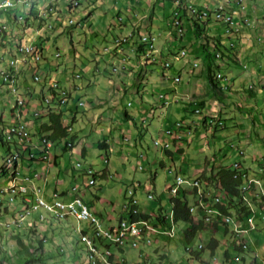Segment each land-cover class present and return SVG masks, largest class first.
Wrapping results in <instances>:
<instances>
[{
  "label": "crops",
  "instance_id": "0c3cea01",
  "mask_svg": "<svg viewBox=\"0 0 264 264\" xmlns=\"http://www.w3.org/2000/svg\"><path fill=\"white\" fill-rule=\"evenodd\" d=\"M51 1L52 0H40L39 2L42 5ZM54 1L55 0H53V2ZM111 1L112 0H95V4H92L93 6H95V8L92 9L90 5L84 7L82 5V0H79V6L75 7L72 12H69L67 10V7L62 4L63 6L60 7L61 13L60 9L58 11L59 15L56 16L52 14L50 18H44L45 20H43V24H37L33 20H28L31 26L24 28L19 25L18 21L14 22V17L17 16L14 12L11 13L13 17L11 16V14H5L6 17L8 16V20H10V30L8 31V33L3 34L2 37L4 38L1 41L6 42L7 44L11 43L12 46H7L6 49L5 44H1L0 42V59L5 58V55L7 53L9 54L8 60L13 58L16 52L15 46L22 38L27 42H34V44L37 43L43 53L41 61H35L32 57H30L29 60L18 62L16 71V86L19 90L16 95H22V92H24V88L27 86V80H30L27 73L28 70L36 69L34 70V73L36 74L37 72L38 74H40L43 81L41 84L37 85V83L35 85V87L37 88L33 93L34 99H31V103L28 104L27 107L16 105L15 102L13 104V110L10 112V117L11 119H13L12 122L25 121L28 123V126L31 130L32 143L34 144L33 150H35L34 152H36L37 154V159L33 161L27 157H22V159H20L16 164L17 172L19 174L22 172L23 176L27 175L31 177L30 180L25 181V183L29 186V192L33 193L32 196H34L35 190L40 187L42 188L41 191L47 198H49L55 191L59 192L62 197L68 198L75 194V191H73L72 187L78 185V183H70L73 181L70 180L69 175H63V171L61 169H58L62 164H64V159L61 156V154L65 150V145L63 142L58 146L55 145L52 148L51 156L47 159L42 158L39 151H36V145L39 144V134L37 133V128L46 118H42V116H35L34 111L36 109H39L40 103L42 105L43 97L51 93L53 89V87L51 86L52 81L57 80L62 87V91L64 90L65 92L69 93L71 106L74 107L75 103H79V101L81 100L83 104H80V110L81 107H86L84 106L85 102L83 100H85L87 103L89 101L90 103L89 107H86L87 111L84 112L85 109L83 110V112L79 111L78 115L75 117L76 121H74L73 123V131L77 133V139L72 151L82 154V150L84 147V152L87 155L90 151V143L88 139H105L108 142V147L106 149V153L108 154V156L110 155L109 152H114L115 154L118 153L119 157H123L124 161H121V159H118L114 155V165H107V167L105 168L99 169L97 171L95 170V172L97 173L96 176L100 175L102 177H108L112 173L111 168H116L115 171L117 173L119 171L125 173L128 166H130V164L134 161L137 165L138 154L141 153V151L146 152L147 141L145 139V133L153 130L158 133L157 136H153L154 139L159 138L163 141H170V143L172 144L167 148H163L160 146L161 149L159 148L157 150V152L155 153V157H151L153 163H155L157 160L161 164L164 163V155H166L170 160L172 159V161H174L172 165L169 166V171L173 172L172 174H182L187 178H194L192 180H196V177L202 172L206 171L207 173H209L211 171V168H209L208 166L210 165L211 167H213L216 154L218 157V160H216L217 165L225 164L230 166L234 162L240 164V171L246 178L244 179V184H246L247 186L250 184L249 180L251 178L257 179V181H259V183H252L248 188V196L252 198L254 195H256L258 196L259 200L264 192V179L260 177L261 173H255V171L259 172L263 170V165L261 164V154H254L253 150L246 147L248 146L247 143L242 142L243 144H240L241 148H237L239 158H234V160H232L231 162L223 163L220 158L228 155L229 146H227L226 142L223 144L224 140L221 139V136H225L223 135V133H220L219 136L217 135L218 137L213 138V140H217V142L222 143L221 147L214 148L213 146V149H216V152H214V150L206 145L208 132L204 131V126H210L211 123L209 121L212 119H209L208 117L206 122H204L203 116H197L201 115L200 113L193 112V109H196L198 108V106H200V103L198 102V100L200 99H184L183 101L181 100V105L179 104L181 102H173L178 99L173 100V103L170 102L168 104H164V101L157 97V93L159 92L166 93L167 97H170L168 94H172V91L174 93L178 92L177 87L173 85L172 79H170L168 76L180 75L182 80L184 78V74L185 77L188 76L187 67L189 66H198L197 69L204 70L203 72L205 74L206 72H208L207 67L209 65L212 67V65L210 64L211 60L203 57L204 61L202 62L203 58L201 57V55L204 51H208V45L212 44L213 40H210L208 38L204 41L202 39L197 27L194 26L192 19L189 18L191 16L189 11L187 10V5L193 3V5H195L199 9H215L220 5H224L227 8L224 11L225 14H227V10L233 11L235 18L231 19L233 20L234 24H237V12L239 13V16L243 15L244 13L240 9L241 4H236V1H234V5H232V0H182L183 3H181V6L179 7L178 3H176L175 0H116L115 4L117 3L121 5H108L107 2ZM170 2L174 3V8L172 9V17L174 19L178 17L181 20L184 29L188 28L189 31L191 30V32H193V34L189 36L187 41H185L186 34L185 37L178 38L176 28L175 26H172V23L174 22L173 18L171 21L168 20V22L164 19V16L167 12L166 5ZM102 3L104 5H102ZM112 7L117 8L115 11H113V9H111ZM79 8L84 11H81L82 16L80 17V19H77L72 16V13L77 11ZM250 10L255 11V9L252 7H250ZM70 18H74L76 22H78L79 20L81 21H79L80 23L76 25V27H72L70 29V31L73 30V36L71 38V40L73 39V41L71 42V46L68 47L69 51L67 53V56H65L63 59L58 58V60L55 59L54 56L61 57L62 54L60 56H56L54 53L55 49L44 45V42L46 40H44L43 37H47V40L57 37L64 31L63 27L60 26L61 24L68 23L69 25H71V23L69 22ZM199 20L201 21L200 23L204 28V33L205 29H207L208 26L216 27V29L220 31V35L218 37L222 39L220 44H223L228 53H231V51H233L231 50V46L229 48L226 46V43H223L225 41L222 38L223 34L225 35V26L223 23L211 17L202 18ZM47 23L50 25L48 26ZM54 27L57 28L53 29ZM24 31H26L25 35ZM55 32H57L56 35ZM132 32L136 33L138 42L141 34L150 35L154 41L153 49H149L144 45L145 49L140 50L138 46L139 44L134 42L135 39H132L125 42L124 51L119 50L115 45L116 39L123 34H132ZM76 33H78V36L80 37L77 38L80 42H82L83 40L86 41V44L82 49L76 48L75 46L74 42L76 40ZM209 36L214 37V39L216 37L214 35ZM112 37L114 38L111 39ZM166 37H168V39H166ZM104 41L105 45L101 47V44H104L102 43ZM215 41L216 44L221 47L218 42L219 40ZM3 47H5V49ZM9 47H11V51L13 50L12 52L9 50ZM98 47L99 52L98 54H96ZM182 48H185L187 50V54L184 57H182L183 55H181L180 52L177 55H174V57L178 59L175 60V63L173 61V58L169 56L168 49H174L178 51ZM217 51H220V49H218ZM147 53L151 56L149 57ZM146 54L147 56L145 58L144 55ZM168 59L171 61L170 69L163 66L164 71L160 72L159 66L162 67V64L164 65V62H166ZM152 60L159 63L152 64L150 63ZM79 63L82 64L81 70H78V68L80 67H78ZM94 65L95 68L93 67ZM220 70L222 69L219 67L218 71ZM155 73L159 75L157 78L152 75ZM254 73L255 71L247 72L245 75L241 73L238 79L242 80V82L251 80L252 77H256L258 79V74L255 75ZM256 73L258 72L256 71ZM263 82L264 79L262 78L260 81H258L259 87H263ZM0 85H5L7 90H9L8 92L11 91L7 83H2L1 75ZM218 85L221 87V89L224 90L228 89L231 86V82L226 86H224L221 82H219ZM250 85L252 86V83ZM185 90L187 92V95L191 94V96L192 93L195 92L191 85H187L185 87ZM4 91L5 90L1 87L0 96L4 94ZM10 93L13 94L12 91ZM131 94H134L139 102L137 109H135L134 112L129 111L130 115H132L134 118L126 117L124 115L122 116L123 110L128 109V105L130 106L133 104L131 102V99L129 98ZM16 95L13 94V96L15 97V101L17 100ZM5 101H7V99ZM249 104L253 106L252 102H250ZM170 107L173 111V114L175 112H181L182 109H186V112L184 114L181 113L182 115L179 118H176L175 116L172 117L167 112V109ZM16 108H19L17 112L15 111ZM105 108H108V110L113 112L112 118L111 115L108 117V114L103 112ZM138 114L142 115L141 119L137 118ZM204 114L208 116L207 113ZM2 115L4 116V114H1L0 117L1 125H5V119L2 117ZM120 118H123V122L126 123V128L124 130L127 131H123L121 128V130H119L118 128H113L115 127V122H117L118 124L121 121ZM125 121H128L130 123V126L138 123V125H134V127L137 126V132L128 133V123ZM178 121L181 122V124L175 127V133L173 135L166 134L165 129ZM219 123H221V125L224 124L223 120L221 119L219 120ZM256 124L258 125V123ZM212 128L214 127L212 126ZM191 145H193V148L195 150L193 153H191L190 157H192L195 161L187 163L184 160V158L186 157L184 155V152L191 149ZM147 147L149 148V146ZM26 153L28 155V152ZM147 158L148 157L146 156V159ZM148 160H150V158H148ZM1 165L2 162L0 161V166ZM50 172L54 173L55 176H52ZM0 175L10 178L7 176L9 174L6 173V171H3V173ZM175 175L172 176L173 179ZM73 179L76 180L77 178L73 177ZM150 179H152V177H150ZM10 180L12 181V178H10L7 182H9ZM141 181L142 179L138 178L137 175H135L132 182L134 186L129 187V185H127L126 187H123V189H121V191H124L125 196L123 199V207L125 211L123 210L119 213L117 217L118 219H116V217H114L112 214V210H115L114 197L113 199L105 200V198L98 193H89L88 189L90 187L88 189L83 188L81 190H78V193L85 199L91 210L95 211L100 216V220L103 226H113L118 222V220H120L122 216H127L128 212L126 211L125 204L131 199L130 194L126 193L127 189L134 188L136 190L135 187L137 185H140ZM204 182L206 181H203V186ZM82 183H87V180L85 181L84 177ZM164 195L165 194L159 195L161 200L155 201L157 202L156 207L155 205L148 206L146 203H144L140 207L142 212H147L149 214L153 213L155 210L159 209V206H163L164 208H167L169 210V196L167 197ZM194 198H199L196 192L194 193ZM164 201L166 202L164 203ZM195 201L197 200L195 199ZM253 205H255V220L257 223L256 233L253 232L255 230H252L249 233H231L232 230L229 232H225L222 231V229L215 228V233L220 232L218 233L220 239L216 237L220 241L223 240L222 238H230L232 241L234 239V242L244 239V241L247 243V246H243V249H237L234 246V248L238 252L240 251V254L241 252H246L245 250H247L248 246L255 249H257L260 243L264 246V204L262 206L260 204L258 205V203L256 204L253 202ZM37 215L38 214L36 212V214H33L31 218L29 217L32 224L37 223L35 222V220H33V218H37ZM246 218L247 216L242 222L245 225H247ZM55 219L57 218H52L53 224L55 223V221H53ZM83 225L85 228H89V224H87L86 222ZM41 227L45 229V225L40 224L38 226V228ZM250 233L255 236L251 235ZM212 234H214V232ZM159 236H157L156 238L158 239ZM249 237L253 238L252 243L250 242V240H247ZM165 244L166 243H163V245ZM225 256L227 260H230L229 250L225 252ZM254 264H256V261Z\"/></svg>",
  "mask_w": 264,
  "mask_h": 264
},
{
  "label": "rangeland",
  "instance_id": "374dc122",
  "mask_svg": "<svg viewBox=\"0 0 264 264\" xmlns=\"http://www.w3.org/2000/svg\"><path fill=\"white\" fill-rule=\"evenodd\" d=\"M26 1L27 0L24 1L25 3L23 1H20L18 4V7L16 8V10L18 9L17 10L18 12L21 10V12H19V14L21 15H19L18 13H16V15L18 16V18L20 16H23L22 19L14 20V22L18 21L19 25L22 28L31 26L28 23L29 21L25 20L26 13H24L22 9L27 10V12L30 11L28 12V15H29L28 17L29 18L33 17L34 22H36L37 24L38 23L43 24L44 19L41 16H39L41 15V10H48L45 14V18H50L52 14L56 16L59 15L58 11L60 7L63 6L62 4H64V6L67 7V10L69 12H72L75 9V7L79 6L80 4L79 0H57L58 3H55V6L58 8H56L52 3L53 0L49 3L42 4V5L39 2L37 5V7L39 6V10L36 11L37 10L36 3L38 2V0H34L35 6L33 5V0H28L27 2ZM234 1H237V0H232V5H234ZM115 2L116 0H112L111 2H107V3L108 5H114ZM242 2L244 4V7L241 6L240 9L244 13L241 16H239L238 12L236 14V20H237L236 26H238V28H241L236 31L237 36L234 37L235 32L230 33V34L225 32V35L224 34L223 36L221 35L222 38L225 40L223 43H226V46L229 48L231 46L232 47L231 50L233 51H231V53H228V51H226V48L223 46V44L222 43L220 44V37H218L220 35V31L216 29V27L208 26L207 29H205V33L207 35H214L217 38H219L218 39L219 41L217 39H214L213 37H210L209 39L214 40V41L217 40L221 47L213 43L209 44L208 51L207 52L204 51L201 55L202 58L205 57L211 60L210 64L213 67V72L215 76H216L217 71L219 70V67L223 70V71L220 70L221 72L219 71L221 74H223L222 78L219 77V79H217L215 77V81L217 82V84L221 82L224 86H226L227 84H230L231 82V86L228 89H224V90L221 89L219 85H214L209 81L207 72L205 74L203 72L204 70L197 69L198 66L193 65V67L191 66L187 67L188 76L185 77V74H184V78L182 80L180 79L178 83L173 84L177 87L178 92L174 93L172 91V94H168V95L170 96L169 103L173 101V99H178L176 101H173L174 103H179L181 102V100L182 101L184 99L187 100L188 98L190 100H192L193 98L200 99L198 100V102L200 103V106H198L196 110L201 111L200 112L201 115H197V116H204L205 115L204 113H207L208 116H210V118L211 117L215 119L218 118L219 120L221 119L224 122L223 125L219 123L218 126L214 128H212L211 125L204 126V131L208 132V135H207L208 138L206 139L208 143L206 142V145L209 146V148H211L212 150H214V152H216V149H213V146L214 148H218V147H221L222 143L217 142V140H213V138L218 137L220 133H223V135L225 136H221L222 137L221 139L224 140L223 144L226 142L227 146H229V152L227 156L225 155V157L220 158V160L223 161V163H228L234 160V158H239L237 148H241L240 144H243L242 142L247 143L248 146L246 147L253 150L254 154L256 153L261 154V158H262L261 164L263 165L262 167L263 170L259 172L255 171V173H261L260 177L264 179V85H263L264 82L262 83L263 87H259V83H258V81H260L261 78L264 79V0H242ZM82 3L84 7L87 5H90L92 9L95 8V6L92 5V4H95V0H82ZM31 5L32 7H30ZM49 5L51 7V10H49ZM102 5L104 4L102 3ZM115 5L119 6L121 4L116 3ZM220 6H218L217 8H219ZM250 7L254 8L255 11L254 10L251 11ZM116 8L117 7H112L111 9L115 11ZM166 8H167V12H166V16H164V19L165 21L167 20L168 22V20L171 21L173 18L172 9L174 8V3L172 2L168 3L166 5ZM217 8L210 9V10L213 11V10H216ZM77 11L72 13V16L77 19H80V17L82 16L81 11H84V10H81V8H79ZM38 12H39V15H38ZM60 13H61V9H60ZM10 14L11 12L8 13V15ZM11 16L13 17L12 14ZM0 19L2 22H6V23L10 21L8 20V16L6 17V15L1 16ZM69 20H70L69 22L71 23V25H69L68 23L61 24L60 26L63 27L64 31L61 34H59L57 37L51 38L50 40H47V37L45 36L43 37V39L46 40L44 42L45 46L47 45L55 50L59 49L61 51L62 56L61 57L54 56L55 59H58V58L63 59L65 56H67V53L69 51L68 47L71 46V42L73 41V39L71 40L73 36V30L70 31V29L72 27L73 28L76 27V25L80 23L79 21H81L79 20L78 22L73 23L74 21H76L74 18H70ZM199 22L201 21L199 20ZM47 25L49 26L50 24L47 23ZM172 26L173 27L175 26L174 23H172ZM55 28L57 27H54L53 29ZM25 32L26 31H24V35L26 34ZM56 34L57 32H55V35ZM185 34H186L185 41H187L189 36H191L193 32H191V30L189 31V29L186 28L184 29V36L183 35L180 36L179 33H177L178 38L185 37ZM75 35H76L75 36L76 40L74 42L75 46L76 48L82 49L84 45L86 44V41L83 40L82 42H80L77 39V38H80L78 36V33H76ZM203 35L204 34H201V37L204 41L208 39L205 35L204 36ZM2 36H3V32L0 33L1 44L2 43L5 44L6 49H7V46H12L11 43L7 44L6 42H2L1 40H3L4 38ZM119 37L122 38L120 39V42H121L120 46H124L125 42L130 41L132 39H135L134 42L138 43V39H137L135 32H132L131 35L123 34L122 36H119ZM113 38L114 37H112L111 39ZM231 38L233 39L236 38L234 40L235 45L230 44L231 41L229 39ZM166 39H168V37H166ZM22 41L24 40L22 39ZM102 43L104 44H101L102 45L101 47L105 45V41ZM3 48L5 49V47ZM10 48L11 47H9V50ZM218 49H220L221 51V57L216 56V52ZM168 51H169L168 52L169 56L173 58L174 62L175 60H178L176 57H174V55H177L181 51V49L178 51L174 49H168ZM98 52H99V47L97 48L96 54H98ZM147 54L144 55L145 58ZM210 55L212 56V59ZM8 56L9 54L7 53L5 55V58L0 59V63H1L0 71L6 66V63L8 62ZM148 56L150 57L151 55L148 54ZM68 58H69V55H68ZM203 61H204V58L202 62ZM150 63L158 64L159 62H154L152 60ZM163 66H164L163 64H162V67L159 66L160 72L164 71ZM78 67H79L78 70L79 69L81 70L82 64L79 63ZM93 67L95 68V65ZM6 70H9V69L6 68ZM34 70L32 69V70L27 71L31 82L30 80H27V86L24 88V92H22V95H21V97L25 100L26 107L28 104L31 103V99H34L33 93L35 92V89L37 88L35 87V85L37 83H38L37 85H39L43 81L42 78L39 80V82H36L34 80V76H35ZM252 71H255L254 73L255 75L258 74V79L256 77H252L251 80H247L243 82L242 80L238 79L241 73L245 75L247 72H252ZM256 71L258 73H256ZM152 75L156 78L159 76L157 73L152 74ZM226 75L228 77L223 79ZM2 82H4L3 78H2ZM251 83H252V86L250 85ZM187 85H191V87L195 90V92L192 93V96L191 94L187 95V92L185 90V87ZM250 86L253 88L257 86L256 88H254L255 95H251L248 92L247 88ZM1 87L5 91H4V94L0 96V117H1V114H4V116L2 115V117L5 119L4 124L8 126L9 124L11 125L14 123L12 122L13 119H11L10 117V112L13 110V104L15 103V97L13 96V94L8 92L9 90H7L5 85H0V88ZM160 93H164V92L157 93L158 98H160L159 97ZM164 94H165V99H166L167 95L166 93ZM129 98L131 99V102L133 104L130 106L128 105V109L130 112H134V110L137 109L139 102L137 100V97L134 94H131ZM6 99L7 101H5ZM83 101L85 102L84 106L88 108L90 105L89 101L88 103L85 100ZM163 101H164V104H168L165 102V100ZM250 102L253 103V106L249 104ZM179 104L182 105V102ZM39 106H40V109H43L41 106V103ZM86 107H81L80 111L83 112L84 109H85L84 112L87 111ZM18 109L19 108H16L15 111L17 112ZM103 112L107 113L108 117L111 115V118H112L113 112L108 110V108H105ZM167 112L172 117L175 116L176 118H179L182 115L181 113L184 114L186 112V109H182L181 112L179 113L175 112L173 114V111L170 107L167 109ZM141 116H142L141 114H138L137 118L141 119ZM42 118H46V117L42 116ZM42 118H39V119H42ZM120 120L121 121L118 124L117 122H115L114 124L115 127L113 128H118L119 130L122 129L123 131H127V130H124L126 128V123L123 122V118H120ZM74 121L76 120L74 119ZM125 122L128 123L127 124L128 133L137 132V126L134 127V125L135 124L138 125V123H135L134 125L130 126V123L128 121H125ZM209 122H212V120H210ZM256 123H258V125ZM10 125L7 128L5 127L3 131L0 128V161L1 162H3V157H5V155L7 156L11 155L9 154V151H8V144L6 143L3 144L1 141V137L3 140L6 141V135L9 134L10 132ZM157 135L158 133L153 130L152 131L150 130L145 133V139L147 141L146 142L147 143L146 152L144 151H141V152H144L145 155L148 158H150V160H148V158L144 160L142 169H139L137 167L135 161L131 163L130 166H128L125 173L121 171H119L121 173L119 172L117 173L115 171L116 168L115 169L111 168L112 173L108 177H102L100 175L99 176L97 175L96 183L86 187V189L90 187L88 189L89 193L91 192L98 193L102 197H104L105 200L113 199L114 197L115 210H112V214L114 217H116V219H118L117 217L119 213L124 210L123 199L125 196H124V191H121V189H123V187H126L127 185H129V187L134 186L132 182H133V178L135 175H137L138 178L142 179L141 184L135 187L136 195L139 198L140 207L144 203H146L148 206L155 205L156 207L157 202L155 201L161 200V198L159 197L160 194H165L164 196H167V197L169 196V193L165 191H166L167 184L172 182L173 180L172 176L175 175V173L172 174L173 172L169 171L170 170L169 166H171L174 161H172V159L170 160L166 155H164L165 156L164 163L161 164L160 162H158V160L155 163H153L151 157L153 156L155 157V153L160 148V146H157L154 143L153 136L155 137ZM88 140L90 143V151L88 152L86 156H83L81 153L74 152L72 151V149L64 150L63 153L61 154L62 158L64 159V164H62L58 168L63 171L62 172L63 175L65 174L69 175L70 180L73 181L70 183H78L79 186L83 184L82 183L83 177L85 178V181H86L88 177L91 176V174L88 175L87 173H84L87 170L88 166H92L94 171L95 170L97 171L99 169L107 167V165H114V155L118 159H121V161H124L123 157L118 156V153L115 154L114 152H109L110 155L108 156V154L106 153V149L99 147V144H98L99 139L91 138ZM171 145L172 144H170V146ZM147 146H149V148ZM11 147L14 148L13 145H11ZM190 148L191 149L186 150L184 152V155L186 156L184 160L187 163L195 161L193 160L192 157H190L191 153H193L195 149L193 148V145H191ZM23 158H25V156H23ZM9 167H12V166H9ZM208 167L212 169L210 165ZM9 170H12V168ZM0 174H2V168L0 169ZM50 174L52 176H55V174L52 172H50ZM15 175H17V177L14 179ZM15 175L13 177L7 175L8 177L12 178V181L11 182L9 181L10 183L7 182L10 178H7L6 176L3 177L0 175V188H1L0 195L4 199V202L6 203L5 205H7L8 207V211L6 212L4 211L0 215V230L3 232V236H0V242H1V249L5 251L6 256L10 258L12 262L17 261L16 249L18 247V243L15 239H12V234H14L15 231L13 230L14 229L13 225L8 224V220L11 218L12 215H14L15 213L14 210H19L20 208H22L23 205L21 203L25 202L26 198H29L26 196V193L27 194L30 193L28 189L29 186L25 183V181H28L31 179V177L27 175L23 176L22 172L20 174L17 172V174ZM73 177L74 178L76 177L77 179L74 180ZM150 177H152V179H150ZM198 178H199V175L196 177V180H199ZM192 179L187 178L188 182H185L184 186L182 187V188L188 189V198H189L190 203H193L195 199L199 200L198 198H194V193L198 190V187L196 190V186L192 185V182H191L193 181ZM199 182H200V189L202 191L204 189V186L208 189L214 188L212 185H209L206 182H204V186L202 185L200 180ZM10 184L11 185L17 184L15 187L23 186L24 189H26V191L18 190V196H16V200L12 202V203L19 202L17 204L18 206H16L15 204L12 205L9 202V193L13 191V188L11 187ZM150 191L154 192L155 194L154 199L148 197V192ZM41 193L43 194V192ZM165 202L166 201H164V203ZM0 209H1V206H0ZM158 210L159 209H157V211ZM33 214H36L35 210L32 211V215L30 216V218L33 216ZM44 214L46 216L45 219L40 220L38 218L37 219L38 224H33V225L31 224L30 227L32 228L30 231L28 230V233H29L28 236H30L32 239L43 238L45 240L43 244L44 246L43 254L46 253L45 254L46 259H47L46 264H90L89 260L87 259L88 246L84 241H82L87 246L86 248V246L81 242L82 239L80 240V234L78 232V227L82 228L84 221L80 222L75 216L70 215L65 220H57V219L53 220L55 221V223L53 224L52 218L48 217L51 214L49 213L47 209H44ZM151 214L152 213H150V215ZM24 220H25V223L23 224H26L29 221H31L29 217H25ZM151 221L153 223L152 219ZM40 224L45 225V229L42 227L38 228ZM227 225L229 228H231V224L228 223ZM23 226L24 225L17 227L18 229L22 227L21 230L19 229L20 231H18V232H21L22 234H24V232L27 231V228ZM25 226H27V224ZM175 228H176L175 235L173 237H168L167 235L165 236L164 234H161L158 237V239L154 238L153 239L154 242L151 244L146 245L144 243H141L140 246H136V247L130 246L127 244L123 247V250L118 249L120 247L113 244V246L111 247L112 254H113L112 259L109 260V258H107V255H104L105 256L104 258L108 259V261H105V259H97L96 264H115L116 262L117 263L121 262L123 264L124 261L127 262L126 264H153L155 261H158V264H169V263L170 264H254L255 261L258 262L257 264H264V246L261 243L258 245L257 249L248 246L247 250H245L246 252H241L240 254L239 253L240 251L238 252L234 248V245H233L234 239L232 241L230 238L229 239L222 238L223 240L220 241L219 245L213 252L211 248L208 247V243L211 237L214 235L215 237L220 239L219 234H218L220 232L215 233L214 225L197 233L191 241H188L186 239V233L190 229L189 222L179 221L176 223ZM252 230H255L253 231L255 233L257 231L256 229H250L244 232L249 233ZM213 232L214 234H212ZM250 234L253 235L252 233ZM23 237L25 238L26 235ZM247 240L248 241L250 240V242L252 243L253 238L249 237ZM163 243H166V244L163 245ZM200 245L204 246V248L201 249ZM187 246L193 248L194 250L201 249L200 258L194 257L192 253L187 250L186 248ZM227 250H229L230 252V260L229 259L227 260L225 256V252ZM88 253L90 257L89 248H88ZM0 256L3 257L4 255L0 254ZM238 256H240V259L237 260ZM7 257H5L6 258L5 262L9 264L7 261Z\"/></svg>",
  "mask_w": 264,
  "mask_h": 264
},
{
  "label": "built area",
  "instance_id": "2783aa9c",
  "mask_svg": "<svg viewBox=\"0 0 264 264\" xmlns=\"http://www.w3.org/2000/svg\"><path fill=\"white\" fill-rule=\"evenodd\" d=\"M20 1L24 0H0V17L5 15L6 13L10 10H13V8H16L19 4ZM177 3H183L180 0H176ZM237 3L242 4V0H237ZM224 7V6H223ZM51 10V7L49 8ZM187 10L192 16H195V11H202V9L197 8L196 6H192V4L187 5ZM48 10H41V16L45 18V14ZM203 12V18L211 17L221 23L224 24L225 26V32L228 34L235 32L234 35H236V31L241 29V28H235L231 27V18H235L233 11L227 10V14H215L214 12ZM19 19H22V16L19 17ZM74 21L73 23H75ZM10 22H8L3 29V34L8 33L7 31L10 30ZM174 25L178 28V31L180 34H183L184 28L182 26V23L176 22L174 20ZM131 35V34H129ZM120 37H118L115 41L116 47L124 51V46H120ZM140 40L142 42H146L145 46L149 49H153L154 47V41L149 37V35L144 34L141 35ZM231 40V45H234L235 42ZM29 53H34L31 47V42H27L26 40L23 41V48H21V57L20 55H16L13 58H11L10 61H14L15 67H17L18 62L20 61H25L26 59H29ZM55 55L60 56L61 52L60 50H55ZM181 55H186L187 50L185 48L181 49ZM36 54H41L43 57V53H36ZM164 66L168 69L171 67V61L168 59L166 62H164ZM170 79H172V83L176 84L179 82L181 79L180 75H173V76H168ZM12 82H14V88H15V94L18 93V88L16 87V76L12 78ZM57 92H60L59 97L56 98V101L58 102L59 106H63L67 102L70 101V95L68 92H65L64 90L62 91V87H54ZM51 96L52 95H47L43 103L44 105H48L51 103ZM159 97L162 100H165L166 103H169L170 97H167L165 99V94L160 93ZM17 99H21V105H24L25 100L22 97H18ZM176 100V99H173ZM172 102V101H171ZM79 104H83V102L80 100ZM198 111V110H197ZM41 114V110L36 109L34 111L35 116H39ZM17 123V125L23 130V138H16L13 136V140L17 139L19 141V144L22 146H26L25 143L27 144V141L31 139V132L28 127V124L25 121H19V122H14ZM181 122H175L173 125L169 126L168 128L165 129V133L168 135H173L175 133V127ZM43 140L46 143L45 150L41 152V157L47 159L51 156V151L52 148L54 147L55 143L47 139L46 137L43 138ZM154 143L158 146H161L163 148H167L170 146V141H163L159 138L154 139ZM69 145H72V143H69ZM36 152L31 151L30 156H36ZM142 156V154H141ZM21 157V152L19 150H14V155L12 156V161L14 162L15 160H19ZM139 163H141V160H139ZM141 166V165H140ZM91 170V169H89ZM95 179L91 178L89 180V183H94ZM188 182L187 178L184 177L182 174H176L174 176V179L172 182L167 184L166 191L169 192L171 195H175L179 189H181L184 186V183ZM193 186H196V183L199 182V180H193L191 181ZM250 184L247 186L245 185L243 187V190H247L252 183H254V180H249ZM10 187V186H9ZM11 188V187H10ZM13 191L10 192V202H11V196H18V190L19 191H26L23 186L21 187H12ZM38 190L35 191V197H32L31 194H27L26 196L29 197V205H23V208L18 212L16 217L12 220L13 222H18L21 223L24 218L28 215V213L32 209H38L40 210V219L44 217V209H53V211H58L59 214L62 216V213H64V206H72L73 207V215L75 216L78 220L80 221H88L91 223L92 229L90 232H83L81 233V236H85L89 239L91 242L94 251H95V259L96 256L99 255L102 259L107 260L104 258V250H109V248H106L104 246L105 243L108 242H114L119 246H124V245H130V246H139L141 242H145L147 244L152 243L153 239L158 235V234H165L169 237H173L175 235V226H176V221L174 218V212L170 211L169 214L166 215L167 219L169 220V224L166 225H155L154 222L152 223L151 219L149 218H140L137 217L135 218L134 216L138 214L139 210L137 207H133L131 210H129L128 215L126 217H123L115 226L113 227H104L101 222L99 216L94 213L91 208L88 206V204L83 200L81 196H75V197H70L63 199L58 196L57 193H55L50 199H46L42 195H38V192L40 191V188H37ZM132 192V190H130ZM198 195L197 203L191 204L190 205V211L193 214H198L201 217H204L206 221L208 222H216L218 220L227 222L232 225V228L234 232L240 233L244 231H248L250 229H254L256 227V222H255V211H252L250 215L247 216L246 222L247 225L239 222L235 218H233L231 215L224 214L223 211L210 204L209 202H206L203 197L202 193H196ZM221 195H216L214 197L215 201L221 200ZM149 197H153V193L149 192ZM246 202L251 207V200L249 197L245 196ZM133 202H136V198L133 197ZM221 217V218H220ZM202 247V245H200ZM115 264H121L120 262H116ZM154 264H157L155 262Z\"/></svg>",
  "mask_w": 264,
  "mask_h": 264
},
{
  "label": "trees",
  "instance_id": "16d2710c",
  "mask_svg": "<svg viewBox=\"0 0 264 264\" xmlns=\"http://www.w3.org/2000/svg\"><path fill=\"white\" fill-rule=\"evenodd\" d=\"M176 1V0H175ZM182 1V0H180ZM177 3V2H176ZM33 5L35 6L34 0H33ZM178 6L180 7L181 4L178 3ZM32 7V5H31ZM36 7H37V3H36ZM13 11V10H10ZM15 13V11H13ZM16 15V13H15ZM166 16V14H165ZM169 16V15H168ZM189 16V15H188ZM191 17H189L190 19H192L194 26L197 27L198 32L201 34L204 33V28L202 27V25L199 22V19H202L200 16L196 15L192 16L190 14ZM179 21V23H181V20L176 17ZM19 19L18 16L14 17V20ZM29 17L27 16L25 18V20H28ZM174 19V18H173ZM195 19V20H194ZM174 23V22H173ZM176 28V32L180 34V32H178V28L175 26ZM143 35V34H141ZM140 35V37H141ZM198 35V34H197ZM204 35L207 38H210L211 36L207 35L206 33H204ZM182 36V35H181ZM139 37V42H138V46L139 49H145L144 45L146 44V42H142L140 40ZM149 37L151 39H153L150 35ZM214 38V37H213ZM215 39H219L216 38ZM211 40V39H210ZM221 42V39H220ZM20 43V42H19ZM21 43H23V41H21ZM213 43L215 45L216 41L213 40ZM39 46V45H38ZM40 47V46H39ZM41 49V48H40ZM218 53V52H217ZM220 53V52H219ZM220 55V54H219ZM212 59V57H211ZM208 72V78L209 81L214 84V85H218L217 82L215 81V74L213 72V68L209 65L207 67ZM218 75V74H217ZM40 80V79H39ZM36 80V81H39ZM53 87L51 93V103H49L47 106L44 105V103H42V108L43 109H39L42 111L41 112V116H45L46 119L40 124V126L37 128V133L39 134V144L36 145V149L40 150V152L45 150V141L43 140L44 137H46L47 139L52 140L57 146L62 143H64V149L67 150L72 149V146H68L69 143H72V145H74L76 143V139H77V133L74 132V119L75 117L78 115L79 113V103H75L74 107L70 105V103H66L63 107H59L58 102L56 101V98L59 97V93L57 92V90L54 88L55 86L51 85ZM248 92L251 95H255V89L253 87H248L247 88ZM197 109V108H196ZM196 109H193V112L196 113H200L201 111H197ZM123 115L126 117H133L132 115H130L129 110L128 109H124L123 110ZM204 122H206V120L208 119V117L210 118V116L204 115ZM70 118V119H68ZM134 118V117H133ZM212 122L211 125L213 127H217L219 122H218V118L215 119L213 117H211ZM16 127L17 129H21L17 123H13L10 125V132H11V126ZM9 132V133H10ZM8 135V134H7ZM7 135H6V140H7ZM1 141L3 144H8V150H11V143L7 142L5 140L2 139L1 137ZM14 147L16 150H19L20 152H22V157L25 156L27 158H29L30 160H35L37 159V157H30L31 154V150H33L34 144L32 142L30 143H25V147L19 144L18 140H14L13 142ZM99 147L100 148H104L107 149V145L108 142L105 139H100L98 141ZM30 150V151H28ZM85 148L83 147L82 150V155H86L84 152ZM28 152V155L27 153ZM84 152V153H83ZM216 160H218L217 155L215 154V159H214V164L213 167L211 169V171L209 173L202 172L201 174H199V180L201 181L202 185H203V181H206L207 184L212 185L214 188L212 189H208V188H204V190L202 191V197L206 202H209L210 204H212L213 206H216L218 208H220L224 214H228L231 215L233 218H235L236 220H238L239 222H243V220L245 219L246 216H248L249 214L252 213V211H254L252 209V206L250 207V205L248 204V202H246V198L245 196L247 195V191L246 190H242V185L244 184V179H246L244 177V175L240 172V164L237 165H225V164H220L217 165L216 164ZM89 172H92V170H89ZM93 175H95V173H93ZM197 193V191H196ZM216 195H221V200L215 201L214 197ZM252 202L254 203H258V205H262L264 204V194H262L261 198L258 200V196L254 195L251 198ZM169 203L171 204V208L174 211V218L175 221H185V222H189L190 223V229L187 231L186 233V239L188 241H191L195 235L197 233H199L200 231L205 230L206 228L214 225V227L216 229H222L223 231H231L232 229L228 227V223L224 222L221 220H218L216 222H208L205 220L204 217H198L196 218V216H194V214L190 211V202H189V198H188V190L186 188H181L179 189V191L171 196L169 198ZM7 207V206H6ZM3 208V212L8 211V207L7 208ZM15 213L13 216H11V218L9 220H11L13 217L15 218L20 210H14ZM166 211L167 208H164L163 206H159V210L155 211L153 214V219L155 221V223L157 225H168L169 224V220L166 217ZM141 216L143 217H149L151 216L149 213L147 212H141L140 213ZM221 218V217H220ZM10 225H13L14 227V231L15 233L12 234V239H15L18 243V247L16 249L17 252V261H11L10 258H8L6 256V253L4 250L1 249V242H0V254L4 255L3 257L0 256V264H7L6 258L7 257V261L9 264H46V256L45 254H43V244H44V239L43 238H36V239H32L30 236H28V230L30 231L31 229V225H27L25 226V224H21V223H10ZM24 225L23 227L27 228V231L24 232V234H22L21 232H18L21 230V228H17ZM257 226L254 228L256 229ZM84 231V230H83ZM234 230L231 231V233H233ZM26 237L24 238L23 236ZM0 236H3V232L0 230ZM246 238V237H245ZM82 239V238H81ZM82 241H85L84 239H82ZM220 240L217 239L214 235L211 237L209 243H208V247L211 248V250L214 252L215 249L217 248V246L219 245ZM245 244L247 245V243L243 240H237L234 242V246L237 249H243V245L245 246ZM187 250L189 252L192 253V255L194 257L200 258L201 256V249L204 248V246L201 247V249H197L194 250L193 248L187 246L186 247ZM105 251V250H104ZM111 253V252H110ZM109 253V254H110ZM5 258V259H4ZM110 259H112V256H109ZM258 262H256L257 264Z\"/></svg>",
  "mask_w": 264,
  "mask_h": 264
},
{
  "label": "clouds",
  "instance_id": "9594fccd",
  "mask_svg": "<svg viewBox=\"0 0 264 264\" xmlns=\"http://www.w3.org/2000/svg\"><path fill=\"white\" fill-rule=\"evenodd\" d=\"M28 1V0H27ZM26 1V2H27ZM40 0H38V2H39ZM25 3V2H24ZM52 3H53V5L55 6V3H58L57 2V0H55L54 2L52 1ZM236 4H237V1H236ZM37 5H38V3H37ZM224 6V5H223ZM241 6L242 7H244V4H243V2H242V4H241ZM18 7V6H17ZM16 7V8H17ZM31 7V6H30ZM56 7V6H55ZM225 7V6H224ZM16 8L14 9L15 10V13H17V10H16ZM226 8V7H225ZM227 9V8H226ZM20 10V9H19ZM23 10V12L24 13H26V17L27 16H29L28 15V12H30V11H28L27 12V10H24V9H22ZM39 10V6L37 7V10L36 11H38ZM21 11V10H20ZM19 11V12H20ZM10 12H12L13 13V11H10ZM10 12H8V13H10ZM19 12H18V14H19ZM38 15H39V12H38ZM39 16H41V15H39ZM42 17V16H41ZM43 18V17H42ZM44 19V18H43ZM28 20H33V17H30ZM27 20V21H28ZM45 20V19H44ZM29 23V22H28ZM76 23V22H75ZM182 23V22H181ZM182 26H183V24H182ZM184 28V27H183ZM179 32V31H178ZM184 33V32H183ZM180 36L181 35H184V34H179ZM235 36H237V35H234V37ZM229 38H230V36H229ZM230 40V39H229ZM235 40V38L233 39L232 38V41H234ZM231 41V40H230ZM230 44H231V42H230ZM235 45V44H234ZM183 49V48H182ZM57 50H59V49H57ZM181 52V51H180ZM217 52H220V56H217V57H221V51H217ZM217 52H216V54H217ZM187 54V53H186ZM16 55H19V54H17V53H15V55L14 56H16ZM183 56H185V55H183ZM11 60V59H10ZM10 60H8V62L6 63V66L4 67V69H9V70H12L14 73H16V71H17V67H12V66H10V64H9V62H10ZM39 61H41V60H39ZM196 64H197V62H196ZM8 66V67H7ZM1 72V71H0ZM219 71H217V73H218ZM221 72V71H220ZM217 73H216V78L217 79H219L218 78V76H217ZM36 74H38L37 72H36ZM35 74V75H36ZM1 75V77L3 78V80H4V82L5 83H7L8 85H9V87H10V90H11V83L8 81V80H6L5 78H4V76L2 75V73L0 74ZM38 75H40V74H38ZM41 76V75H40ZM224 78H227V76H225ZM223 78V79H224ZM34 79H35V76H34ZM36 81V80H35ZM16 82H17V75H16ZM36 82H39V81H36ZM61 86V85H60ZM17 87V86H16ZM18 88V87H17ZM59 93V92H58ZM14 94V93H13ZM60 94V93H59ZM16 95V94H15ZM50 95H52V93H50ZM20 96V95H19ZM47 95H45L44 97H43V100H44V98L46 97ZM16 97H17V95H16ZM43 100H42V103H43ZM67 103H70V102H67ZM16 105H19V104H17V102H16ZM65 105V104H64ZM63 105V106H64ZM20 106H25V103H24V105H20ZM62 106V107H63ZM59 107H61V106H59ZM38 110H40V109H38ZM42 112V111H41ZM39 116H41V114L39 115ZM0 123H1V120H0ZM27 123V122H26ZM28 124V123H27ZM4 126H6V125H4ZM29 127V126H28ZM0 128H1V126H0ZM29 129H30V127H29ZM1 130L3 131V128H1ZM30 132H31V130H30ZM14 140H17V139H14ZM14 140H12V141H8V140H6L7 142H10L11 143V145H13L14 146V144H13V142H14ZM30 142H32V139H30L29 141H27V143H30ZM38 145V144H37ZM56 145V144H55ZM54 145V146H55ZM156 145V144H155ZM68 146H72V149H73V147H74V145H68ZM158 146V145H157ZM11 148V150H12V152L10 151V150H8L9 151V154H11V153H13L14 152V150H15V147L14 148H12V147H10ZM30 151V150H29ZM31 151H35V150H31ZM37 152L39 151V153H40V155H41V152H40V150H36ZM51 153H52V151H51ZM141 154H142V156H141ZM9 156V155H8ZM7 155H5V157H3V162H2V165L0 166V169L2 168V173H3V171H6V173H9V176H11V177H13L15 174H17L16 173V171L14 172V169H17V163H18V161L20 160V159H22V154H21V157H20V159L19 160H15L12 164H8V162H7V157H8ZM32 157V156H31ZM34 157V156H33ZM36 157V156H35ZM43 158V157H42ZM45 159V158H44ZM137 159H138V161H137V165H138V167L139 168H143V162H144V160L146 159V155H145V153L144 152H141V153H139V156L137 157ZM139 160H141V163H139ZM237 164H239V163H237V162H234L232 165H237ZM12 166V167H9V166ZM141 165V166H140ZM232 165H230V166H232ZM10 168H12V172H11V170H9ZM89 169H91L92 170V172H89ZM241 172V171H240ZM85 173H87L88 175H90L91 174V176H89L88 177V179H87V183H83L81 186H79V185H75V186H73L72 187V189H73V191H75V194L73 195V196H70V197H75V196H81L79 193H78V190H81V189H85L87 186H90V185H93V184H95L96 183V172L93 170V168L92 167H88L87 168V170L85 171ZM93 173H95V175H93ZM242 173V172H241ZM243 174V173H242ZM244 175V174H243ZM91 178H94L95 179V181H94V183H89V180L91 179ZM11 181V180H10ZM10 183V182H9ZM246 184H243L242 185V190H243V187L245 186ZM38 188H40V187H38ZM0 190H1V188H0ZM38 189H36L35 191H37ZM42 190V188H40V191L38 192V195H42V196H44L45 197V195L44 194H42L41 191ZM130 190H132V192H130ZM247 191V197H249V199L251 200V197L250 196H248V189L246 190ZM150 192H152L153 193V197H149V192H148V197L149 198H152V199H154L155 198V194H154V192L153 191H150ZM55 193H57L58 194V196L59 197H61V198H63V199H66V198H64V197H62L61 196V194L59 193V192H57V191H55V192H53V194L49 197V198H47V197H45L46 199H50ZM126 193L127 194H130V196H131V199H130V201L129 202H127L126 204H125V208H126V211L127 212H129V210H131L133 207H137L138 208V210H139V212H138V214L137 215H135L134 217L135 218H137V217H140V218H149V219H152L153 220V222H154V224L155 225H157L156 223H155V221H154V219H153V214H154V212L156 211H154L152 214H151V216H149V217H143V216H141L140 215V213L142 212V210L140 209V206H139V203H138V197L136 196V190L134 189V188H128L127 189V191H126ZM169 193V192H168ZM0 194H1V191H0ZM10 194L11 193H9V197H10ZM29 194H31V196H32V194L33 193H29ZM35 194H36V192L34 193V196H32V197H35ZM263 194H264V192H263ZM171 196H173V195H171V194H169V198L171 197ZM70 197H68V198H70ZM82 197V196H81ZM133 197H135L136 198V202H133ZM83 198V197H82ZM261 198V197H260ZM83 200L85 201V199L83 198ZM9 202H10V199H9ZM86 202V201H85ZM251 202H252V200H251ZM11 203V202H10ZM19 202H17V203H11L12 205L13 204H15L16 206H18L17 204H18ZM20 203H21V201H20ZM194 203H197V201H195V202H193V203H190V205L191 204H194ZM253 203V202H252ZM6 203L4 202V199L1 197V195H0V206H1V209H0V215L3 213V208H5L7 205H5ZM22 205H23V203H21ZM170 204V203H169ZM172 206H171V204H170V209H169V211L168 212H166V215L167 214H169V212L171 211V210H173L172 208H171ZM23 208V207H22ZM22 208H20L19 210H21ZM33 210H35V212H37V218H33V220H35V222H37L36 224H38V221H37V219L39 218L40 219V210H38V209H32L29 213H28V215L26 216V217H30L31 215H32V211ZM93 211V210H92ZM94 213H96L95 211H93ZM174 212V211H173ZM17 213H18V211H17ZM97 214V213H96ZM98 215V214H97ZM127 215H128V213H127ZM250 215V214H249ZM13 216V215H12ZM16 216V215H15ZM70 215H68V216H66L64 219H60V218H58V217H56V216H48L49 218H57V219H59V220H65V219H67L68 217H69ZM99 216V215H98ZM194 216H196V218H198V217H201L200 215H198V214H194ZM123 217H126V216H122L121 218H120V220L123 218ZM99 218H100V216H99ZM14 219V217L11 219V220H8V224H10V223H17V222H13L12 220ZM41 220V219H40ZM120 220H118V222L120 221ZM80 221V220H79ZM80 222H83V221H80ZM87 223V224H89V228H85L84 227V225H83V227L82 228H79L78 227V232H79V234H80V240H81V233H83V232H90L91 231V229H92V226H91V223L90 222H88V221H84V223ZM100 222H101V220H100ZM117 222V223H118ZM178 221H176V223H177ZM255 222H256V220H255ZM22 223H25V220H23L22 222H21V224ZM116 223V224H117ZM27 225H31L32 223H31V221H29L28 223H26ZM25 224V225H26ZM35 224V223H34ZM101 224H102V222H101ZM115 224V225H116ZM33 225V224H32ZM103 225V224H102ZM115 225H113V226H115ZM160 225V224H159ZM113 226H104V227H113ZM256 226H257V223H256ZM84 230V231H83ZM233 230V229H232ZM159 235H161V234H158L157 236H159ZM165 235V234H164ZM156 236V237H157ZM155 237V238H156ZM169 237V236H168ZM47 239V238H46ZM157 239V238H156ZM81 242H82V240H81ZM154 242V240L152 241V243ZM83 243V242H82ZM141 243H144V244H146L147 245V243H145V242H141ZM140 243V244H141ZM84 245H85V243H83ZM113 244L114 245H116V246H119V245H117L116 243H114V242H108V243H105L104 244V246L106 247V248H109V250L111 251V253L110 254H108L107 255V258H109V256L111 255L112 257H113V254H112V246H113ZM149 244H151V243H149ZM86 246V245H85ZM125 246V245H124ZM124 246H119L120 248H118V249H120V250H123V247ZM140 246V245H139ZM244 246V245H243ZM245 246H247L246 244H245ZM135 247V246H134ZM86 248H87V246H86ZM87 259L89 260V263L90 264H96V262H97V259H102L99 255H97L96 256V261L94 262L93 261V259H91L90 257H89V253H88V248H87ZM238 259H240V256H238L237 257V260ZM109 260H111L110 258H109ZM105 261H108V259L107 260H105ZM124 261V260H123ZM155 262H157V264H158V261H155ZM154 262V263H155ZM121 263V262H120ZM127 262L126 261H124L123 262V264H126ZM153 263V264H154ZM122 264V263H121ZM170 264V263H169Z\"/></svg>",
  "mask_w": 264,
  "mask_h": 264
},
{
  "label": "bare ground",
  "instance_id": "6f19581e",
  "mask_svg": "<svg viewBox=\"0 0 264 264\" xmlns=\"http://www.w3.org/2000/svg\"><path fill=\"white\" fill-rule=\"evenodd\" d=\"M25 1V0H24ZM79 3V2H78ZM192 6H195V5H193V3H192ZM48 7V6H47ZM49 8H50V5H49ZM15 8H13V11H15L14 10ZM225 7H223V5H221L219 8H217L216 10H210L209 8H202V11H206V12H214L215 11V14H225ZM202 11H195V14L196 15H198V16H200L201 18H203V12ZM10 12V11H9ZM21 12V11H20ZM12 13V12H11ZM19 15H21V14H19ZM23 17V16H22ZM176 22H179L178 21V19L176 18V19H174ZM195 20V19H194ZM70 21V20H69ZM6 22H2L1 21V19H0V33H2L3 32V29L5 28V26H6ZM231 27H235V28H237V26H236V24H234V22H233V20L231 19ZM184 36V35H183ZM23 39V38H22ZM22 39H20L19 40V44H17V46H16V52L15 53H17V54H19V55H21V48H23V43H21V41H22ZM123 41V40H122ZM125 41V40H124ZM121 43V42H120ZM122 45V44H121ZM31 47H32V50H33V52L34 53H29V58L30 57H32L35 61H39V60H41L42 59V56H41V54H36V53H42V50L40 49V47L37 45V43L36 44H34V42H31ZM220 53L218 52L216 55L217 56H220L219 55ZM15 55V54H14ZM26 60H29V59H26ZM25 60V61H26ZM27 63V62H26ZM9 64H10V66H12V67H15V63H14V61H10L9 62ZM217 64V63H216ZM1 73H2V75L4 76V78L6 79V80H8L10 83H11V91L15 94V88H14V82H12V78L14 77V76H16V73H14L12 70L11 71H9V70H6V69H2L1 70ZM218 75V78L219 77H221L222 78V76H223V74H221L220 72H218L217 73ZM39 79H41V76L40 75H38V74H36L35 75V79L34 80H39ZM3 83V82H2ZM52 85L53 86H55V87H59L60 86V83L57 81V80H53L52 81ZM19 90V89H18ZM10 91V92H11ZM18 97H21V96H19L18 95ZM15 102H17V104H19V105H21V99H17ZM179 124H181V123H179ZM10 125V124H9ZM8 125V126H9ZM0 126L4 129L5 127L7 128L8 126H4V125H1V123H0ZM13 136L14 137H16V138H23V130L22 129H17L16 127H14L13 125L11 126V132L7 135V140L8 141H12L13 140ZM22 153V152H21ZM14 155V152L13 153H11V155L7 158V162H8V164H12L13 163V161H12V156ZM11 169V168H10ZM19 170V169H18ZM16 171V173H17V169H14V172ZM9 174V173H8ZM17 177V175H15L14 176V179ZM250 180H254V182H258L259 183V181H257V179H254V178H251ZM16 181V180H15ZM14 181V182H15ZM11 185V184H10ZM17 185V184H16ZM16 185H11V187H15ZM264 186V185H263ZM4 187V186H3ZM197 187H198V190H197ZM29 189V188H28ZM196 190H197V193H202V190L200 189V182H197L196 183ZM31 191V190H30ZM16 200V196H11V203L13 202V201H15ZM20 200V199H19ZM24 200V199H23ZM23 205H29V198H26V201L25 202H23ZM251 206H252V209L255 211V205H253V203H251ZM7 208V207H6ZM48 211H49V213L52 215V217L53 216H56V217H58V218H60V219H64L66 216H68V215H70V214H73V207L72 206H64V213H62V216L59 214V212L58 211H53V209H47ZM171 211H173V210H171ZM50 215V216H51ZM48 216V215H47ZM46 218V216H45V214H44V217L42 218V220L43 219H45ZM32 228V227H31ZM30 228V229H31ZM81 238L82 239H84L85 241V243L87 244V246H88V248H89V251H90V258L91 259H93V261L95 262L96 261V259H95V251H94V248H93V246H92V244H91V242L89 241V239L87 238V237H85V236H81ZM47 240V239H46ZM49 240V239H48ZM111 251L110 250H105L104 251V255H108L109 253H110ZM105 257V256H104Z\"/></svg>",
  "mask_w": 264,
  "mask_h": 264
}]
</instances>
